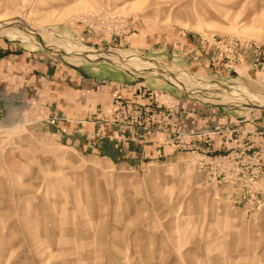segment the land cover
I'll use <instances>...</instances> for the list:
<instances>
[{
    "label": "rangeland",
    "instance_id": "374dc122",
    "mask_svg": "<svg viewBox=\"0 0 264 264\" xmlns=\"http://www.w3.org/2000/svg\"><path fill=\"white\" fill-rule=\"evenodd\" d=\"M178 33L203 63L169 55ZM223 38L251 47L218 77ZM0 40L180 94L135 129L115 111L80 119L74 94L63 116L7 102L0 264H264V0H0Z\"/></svg>",
    "mask_w": 264,
    "mask_h": 264
},
{
    "label": "crops",
    "instance_id": "0c3cea01",
    "mask_svg": "<svg viewBox=\"0 0 264 264\" xmlns=\"http://www.w3.org/2000/svg\"><path fill=\"white\" fill-rule=\"evenodd\" d=\"M169 40L166 50L171 53L169 55H178L176 53L180 52L183 56L194 57V62H204L202 55H205L206 50L202 51V47L182 33ZM151 44H156L159 49L163 42L157 39ZM28 48V45L20 42L7 43L0 40V112L7 102H21L26 105L39 104L48 114L63 116L67 105L75 103L69 101L67 96L74 94L78 100L86 99L89 102L85 109L83 106H75L85 110L80 119H91L97 117L96 114L108 118L115 99L129 101L143 92L151 106L163 108L164 104L180 97L179 93L172 91L169 86L160 85L155 79L142 82L138 74L117 69L107 63L91 64L84 71L64 69L59 68L61 64L51 63L52 59L46 52ZM90 125L95 126L94 123Z\"/></svg>",
    "mask_w": 264,
    "mask_h": 264
},
{
    "label": "built area",
    "instance_id": "2783aa9c",
    "mask_svg": "<svg viewBox=\"0 0 264 264\" xmlns=\"http://www.w3.org/2000/svg\"><path fill=\"white\" fill-rule=\"evenodd\" d=\"M250 47L251 46L249 42L232 38H223L213 41V56L209 57L207 60V65L210 67L209 70L218 77H220L219 73L216 72L218 69L220 70L221 75H224L225 73L227 74L226 76L231 73L234 74L236 65L239 66L248 60L246 52ZM255 64L256 66H259V63ZM251 66L255 67L253 63ZM211 67L213 69H211ZM112 106L113 110L111 113L115 111L116 115H120L121 119L125 121L123 123L124 126H128L129 129H135L139 126V123L136 122V119L139 121L141 116H148L151 118L150 123L155 125H157L159 120L168 118V111H159L156 110V107H151L142 93H140L138 97L133 100L115 101L113 102Z\"/></svg>",
    "mask_w": 264,
    "mask_h": 264
}]
</instances>
